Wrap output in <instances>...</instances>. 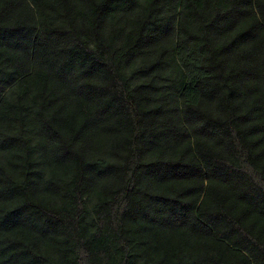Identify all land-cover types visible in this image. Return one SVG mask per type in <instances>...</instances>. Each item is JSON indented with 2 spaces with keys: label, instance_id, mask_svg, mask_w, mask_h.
Wrapping results in <instances>:
<instances>
[{
  "label": "trees",
  "instance_id": "obj_1",
  "mask_svg": "<svg viewBox=\"0 0 264 264\" xmlns=\"http://www.w3.org/2000/svg\"><path fill=\"white\" fill-rule=\"evenodd\" d=\"M0 264H264V0H0Z\"/></svg>",
  "mask_w": 264,
  "mask_h": 264
}]
</instances>
